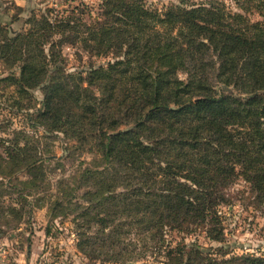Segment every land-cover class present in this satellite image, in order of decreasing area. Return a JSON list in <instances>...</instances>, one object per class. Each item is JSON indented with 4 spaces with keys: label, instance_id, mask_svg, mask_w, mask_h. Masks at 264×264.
<instances>
[{
    "label": "trees",
    "instance_id": "obj_1",
    "mask_svg": "<svg viewBox=\"0 0 264 264\" xmlns=\"http://www.w3.org/2000/svg\"><path fill=\"white\" fill-rule=\"evenodd\" d=\"M227 1L79 2L0 29V64L18 67L0 84L30 130L0 137V237L45 209V235L69 220L91 262L264 264L220 245L238 181L264 203V0ZM64 46L107 61L71 71Z\"/></svg>",
    "mask_w": 264,
    "mask_h": 264
},
{
    "label": "rangeland",
    "instance_id": "obj_2",
    "mask_svg": "<svg viewBox=\"0 0 264 264\" xmlns=\"http://www.w3.org/2000/svg\"><path fill=\"white\" fill-rule=\"evenodd\" d=\"M100 0H0V29L8 32L6 38H11L15 33L27 30L26 22L34 13L40 15L46 9H54L56 12L71 9L79 2L90 7H96ZM179 0H144L145 5L154 10L162 11L165 7L175 5ZM205 0H188L189 3H199ZM227 1V0H226ZM228 6L236 11L237 7L227 1ZM258 18L253 16L250 20ZM1 43V39H0ZM75 49L64 46L62 56L67 59V68L71 71H85L92 65L106 63V59H90L86 55L81 59L74 55ZM11 73L18 76V67L10 69L0 64V79L7 78ZM0 84V137L12 139L14 132L28 130L26 110L16 111L13 109V101L10 97L12 88ZM38 100L41 94L35 92ZM40 108V104L36 105ZM31 112V111H30ZM42 129H38L41 133ZM66 141L62 137L55 140L43 141L45 151L48 153L46 161L50 158L62 159L63 148ZM85 158V157H84ZM87 159V158H86ZM72 169V168H68ZM230 205L220 208L223 219V242L222 247L233 254H264V203H260L249 189V186L238 181L229 192ZM46 210H35L29 220V224H23L19 234L15 233L13 239L0 237V264H100L98 261L91 262L83 258L75 248L76 239L70 230L69 220L61 223L54 219L53 226L48 236L45 228L48 224ZM30 239L29 247L27 239ZM202 244H206L199 237ZM214 246H218L213 244ZM126 264H162L155 257L144 258L128 262Z\"/></svg>",
    "mask_w": 264,
    "mask_h": 264
}]
</instances>
